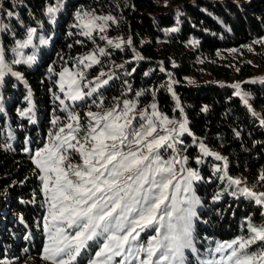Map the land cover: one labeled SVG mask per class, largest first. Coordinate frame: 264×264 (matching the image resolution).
<instances>
[{"label":"trees","instance_id":"trees-1","mask_svg":"<svg viewBox=\"0 0 264 264\" xmlns=\"http://www.w3.org/2000/svg\"><path fill=\"white\" fill-rule=\"evenodd\" d=\"M83 12L106 20L109 37L120 40L87 71L79 62L98 52V38L79 28ZM0 24L5 64L34 30L0 85V264H47L46 201L33 157L66 121L59 74L80 67L88 79L107 80L103 109L127 101L167 121L185 116L191 135L178 146L185 173L199 176L191 179L199 203L196 251H184V264H230L232 249H215L264 227V205L242 187L264 193V81L250 80L252 64L227 56L250 44L264 54V0H0ZM246 251L261 253L264 242Z\"/></svg>","mask_w":264,"mask_h":264},{"label":"snow or ice","instance_id":"snow-or-ice-1","mask_svg":"<svg viewBox=\"0 0 264 264\" xmlns=\"http://www.w3.org/2000/svg\"><path fill=\"white\" fill-rule=\"evenodd\" d=\"M53 11L49 9V12ZM6 14L13 16L11 11ZM4 27L0 24V30ZM100 30L103 31V27ZM33 31L29 30V39L21 47L31 42ZM5 68L4 50L0 48V82ZM13 75L19 76L18 73ZM59 75L63 77L64 73ZM61 91H64L63 84ZM82 98L80 94L71 96L74 101ZM60 102L64 103L63 100ZM131 107L125 101L122 112L115 108L103 114L89 111L86 115L90 119L83 124L79 116L70 113L69 119L75 122V126L72 123L62 126L59 132L64 133L67 128V134L58 135L59 143L45 148L46 155L41 151L35 153L34 163L44 173L40 179L44 193L49 196L50 215L56 225V232L50 236L52 245L45 247L43 255V259L50 260L51 264H71L90 241L102 243L103 247L96 256H106L108 260L121 256L125 250L131 252V244L138 241L140 232L151 228L159 233V221L165 217L169 223L163 238L153 236L146 245L137 247V252L147 253L139 264H161L163 261L184 264L185 249L196 251L192 221L199 201L194 196L177 201L173 193L169 203V189H179L180 185H173L176 173L172 162H163L160 158L161 149L173 148L174 144L169 141L175 142L171 132L176 130H167L168 135L159 134L151 120L146 127L144 124L134 126L133 118L129 117ZM163 119L172 123L166 117ZM179 127L187 130L184 124ZM74 156H79L83 163H75ZM188 178L199 179V176L189 171ZM183 191L190 193V184ZM244 192L255 197L257 203L261 202L260 197H264V193L257 195L248 189ZM180 204L186 206L180 207ZM173 220L176 223H172ZM66 229L73 231L68 233ZM250 233L247 239L220 245L215 251L232 249L226 257L230 264H257L258 261L264 264V251L258 254L246 251L257 241L264 242V227L250 226ZM224 259L221 258L220 264H224ZM89 264H97V261L90 260Z\"/></svg>","mask_w":264,"mask_h":264},{"label":"rangeland","instance_id":"rangeland-1","mask_svg":"<svg viewBox=\"0 0 264 264\" xmlns=\"http://www.w3.org/2000/svg\"><path fill=\"white\" fill-rule=\"evenodd\" d=\"M79 22V28L81 29L83 34H87L88 36L95 35L98 38L96 48H98V52L85 57L80 60L79 65H83L84 70H88L90 67H93L97 63L96 61H101V56L105 52V48H107L110 45H119L120 40L119 39H112L108 35V25L107 21L99 18L94 15H90L87 13H80V16L78 18ZM90 25V26H88ZM103 27V31L100 30V28ZM111 41V43H109ZM23 44V43H22ZM21 46L18 45V48L16 51L11 52L9 56V60H7V68L4 69L5 74L7 71L13 72V70L10 69V64L14 62L13 56L20 57L21 51H19ZM102 50V51H101ZM262 50L258 46L254 45H246L242 48L235 49L227 53V56H231L234 58H238V61H246L252 64L255 68V75L250 78V80H259L264 81V54L262 55ZM91 57H94V59H91ZM105 57V56H104ZM5 62V61H4ZM81 72L80 69L77 68L75 72L70 71H64L63 77H61L60 83L63 84L64 91H60L62 95L64 96L65 100L61 107V113H63L65 123L62 125H66L69 123H72L75 126V122L69 119L70 113H75L77 116L80 117L81 123H87L89 121V117H87V113L89 111L93 113L103 114L104 112L111 110V109H103V98H101V91L104 87H107L108 84L103 83L104 80L95 81L92 79L86 78L83 74L79 73ZM5 76V75H4ZM3 76V77H4ZM2 82H0V85ZM239 86V85H238ZM95 88V91L93 89ZM85 93H91V95H84ZM80 94L83 96L82 99L79 100H72L71 96ZM240 97L242 98V94H240ZM131 110L129 111V117L133 118L132 123L134 126H139L140 124H144L145 127L147 126L148 120H151L153 124L157 128V133L168 135L169 132L167 130L175 129L176 131L171 132V135L174 136L175 142L169 141L170 143H173V148L168 149H161L160 150V158L163 162H172V166L175 169V179L173 180V185L179 184L180 188L177 189L175 187L169 189V197L171 203V196L173 193L176 195V200H186L189 196H194V190H193V183H191V179L188 178V173H185L184 168V153L182 149L178 146L179 137L186 131L181 130L179 125L184 124L186 129L188 130L186 118L184 115L181 116V118L174 119L172 123H167L161 114L153 110L149 114L146 113L144 110L136 109L135 106L131 105ZM153 109V108H152ZM181 109V104L178 101V110ZM124 107L121 109H116L117 112L124 111ZM182 111V109H181ZM143 114V116L141 115ZM62 126L55 125L49 132L45 144L39 148L36 149L35 153L37 151H41L42 155H46L44 153L45 148H51L54 144L59 143L57 140V136H64L67 134V128H65L64 133H60L59 129ZM56 130V131H54ZM144 129H141L143 131ZM155 135V134H154ZM34 153L33 161L36 159ZM223 160L225 159L224 156L220 155ZM178 161V162H177ZM74 162L77 164H82L83 161L79 158V156H74ZM40 170V169H39ZM41 172V171H40ZM185 173V174H184ZM261 173V172H260ZM42 175H44L43 172H41ZM191 187V192L186 193L183 191L184 187L189 185ZM243 189H248L249 192H253V188L249 189L246 185H242ZM263 192H256L257 195ZM43 195L45 198L46 203V217L47 219L44 220V232L46 236V243L45 247H50L52 245V240L50 239V236L56 232V225L53 221L51 215H50V201L49 196L46 195L43 191ZM196 198V197H195ZM261 198V197H260ZM261 203L264 205V201L261 200ZM185 204H180V207H185ZM198 204L195 205V213L197 211ZM45 217V218H46ZM195 217L193 218L194 221ZM172 223H176L175 220L171 221ZM169 223V220L167 217L163 221H159L158 226L160 227L159 233L154 231L153 229H144L140 232V237L137 242H133L131 244L132 251L128 252L127 250L124 251V253L121 256H113L111 260H108L106 256H100L97 257L96 253L100 251L103 247L102 243L99 241H90L89 246L85 249L81 250V253L76 257V260L72 261L71 264H89L90 260H96L97 264H117L119 261L120 264H139L140 259L146 258L147 253L146 252H137V247L140 244L146 245L148 241L151 240L153 236H158L160 239L163 238V235L167 232V225ZM73 229H66V232L71 233ZM166 243V242H165ZM45 249V248H44ZM188 250V249H185ZM87 251L91 252V257H89L90 252L87 253ZM44 255V254H43ZM159 255V253L157 254ZM86 257V260L84 258ZM155 260V257L153 258ZM47 264H51L50 260H45ZM185 261V259H184ZM29 264H37L36 261H32ZM161 264H168L167 261L161 262Z\"/></svg>","mask_w":264,"mask_h":264},{"label":"water","instance_id":"water-1","mask_svg":"<svg viewBox=\"0 0 264 264\" xmlns=\"http://www.w3.org/2000/svg\"><path fill=\"white\" fill-rule=\"evenodd\" d=\"M186 133H187L188 135H191V133H190L189 129H188V130H186Z\"/></svg>","mask_w":264,"mask_h":264}]
</instances>
